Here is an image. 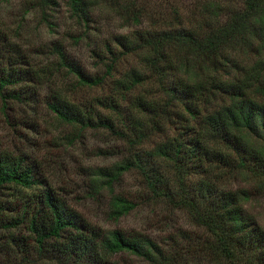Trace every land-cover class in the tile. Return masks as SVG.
Returning <instances> with one entry per match:
<instances>
[{
	"label": "trees",
	"instance_id": "obj_1",
	"mask_svg": "<svg viewBox=\"0 0 264 264\" xmlns=\"http://www.w3.org/2000/svg\"><path fill=\"white\" fill-rule=\"evenodd\" d=\"M56 4L57 0H34L42 14ZM65 5L77 20L88 19L90 0H65ZM207 27L148 28L130 36L113 35L112 45L104 43V52L109 55L105 72L115 68L125 54L144 50L140 67H129L121 76L110 77L114 95L75 103L52 92L44 103L61 122L79 129L102 126L124 139L125 156L110 166L90 170L93 193L102 187L111 190L123 171L136 169L151 196L184 209L201 228L204 234L199 246L204 264H264V228L243 207L250 191L222 188L215 179L248 174L264 190V147L249 138L264 140V72L257 67L254 77L248 73L231 80L210 79L227 97L216 107L205 109L202 103L209 93L214 96V91L208 89L204 79L189 81L180 75L188 59L173 51L183 47L184 52L201 53L216 66L222 64L225 49L235 42V35L248 27L257 31L258 44L264 48V0H241V8L229 7L219 23H207ZM59 58L78 84L101 82L102 76L85 73L63 53ZM25 62L19 50L6 43L0 33V96L9 85L41 76L19 64ZM146 82L154 86V95L145 94L149 89L131 95L132 89ZM20 92L10 88L5 94L19 97ZM122 100H131L127 111L119 108ZM98 106L118 116L102 113ZM115 121L121 126L117 127ZM166 127L171 128L168 135ZM154 132L161 138L149 149L142 148L145 138ZM161 161L167 166L163 167ZM0 195L7 196L0 199V213L5 209L14 212L2 221L3 225L20 224L24 229V234H10L6 240L19 254L26 252L28 256V249L31 252L33 248L38 256L60 264H115L111 256L126 251L149 264H179L177 254L163 250L145 234L104 231L90 223L57 195L34 162L5 150L0 151ZM133 206L134 202L124 195L112 194L109 215L117 217ZM28 240L32 243H26Z\"/></svg>",
	"mask_w": 264,
	"mask_h": 264
},
{
	"label": "rangeland",
	"instance_id": "obj_2",
	"mask_svg": "<svg viewBox=\"0 0 264 264\" xmlns=\"http://www.w3.org/2000/svg\"><path fill=\"white\" fill-rule=\"evenodd\" d=\"M232 6L241 8V0H90L88 19L80 21L68 13L65 0H57L56 5L45 10V14L40 13L34 0H0V33L6 43L15 46L24 56L26 62L19 63L22 67L41 73L37 79H25L7 86L3 97L0 96V151L21 155L26 162H34L57 195L100 229L145 234L163 250L177 254L179 264H204V252L199 246L204 234L201 228L184 209L151 196L136 169L123 171L111 190L102 187L99 192H92L95 190L89 179L90 170L97 166H110L125 156L124 139L102 126L79 129L61 122L47 109L44 99L52 92L75 103L95 96L114 95L115 85L110 77L121 76L129 67H140V54L144 50L125 54L116 61L115 68L105 72L109 55L104 52V43L112 45L113 35L130 36L135 31L148 28L205 30L207 23H219ZM256 32L248 27L241 34H236L235 42L225 49L222 64L216 66H212L201 53L184 52L183 47L173 49L188 59L184 66L186 70L181 67L179 74L189 81L204 79L208 89L214 91V96L207 91L209 97L202 103L205 109L216 107L227 97L214 85L216 81L211 84L210 79L231 80L236 76L246 77L248 73L254 77L253 71L257 67L264 72V48L258 44ZM60 52L85 73L102 76L101 82L78 84L74 73L60 63ZM10 88L21 90L19 97L5 94ZM146 89H149L146 95H154V86L150 82L138 84L131 95L144 93ZM255 96L261 95L256 93ZM130 102L122 100L119 108L127 111ZM98 109L113 117L118 116L105 107L98 106ZM124 116L121 115L122 118ZM115 122L117 127L121 126ZM166 130L167 135L171 133L170 127ZM160 138L159 132L148 135L142 148L149 149ZM249 138L264 147V140ZM161 165L167 166L165 161H161ZM215 179L222 188L250 191L243 207L264 228V193L261 192L264 190L257 186L258 181L248 174H228ZM112 194L124 195L134 202V206L126 213L111 217L109 199ZM0 199H7V196L0 195ZM12 215L14 212L8 209L0 213V264H60L38 256L33 248L31 252L28 249V256L26 252L19 254L11 249L12 244L6 241L9 235L24 234L20 224L3 225L2 221ZM28 241L26 243H32ZM111 257L115 264H149L126 251Z\"/></svg>",
	"mask_w": 264,
	"mask_h": 264
}]
</instances>
